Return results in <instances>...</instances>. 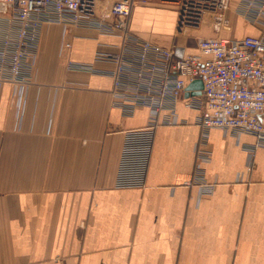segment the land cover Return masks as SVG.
I'll return each instance as SVG.
<instances>
[{
  "label": "crops",
  "instance_id": "crops-1",
  "mask_svg": "<svg viewBox=\"0 0 264 264\" xmlns=\"http://www.w3.org/2000/svg\"><path fill=\"white\" fill-rule=\"evenodd\" d=\"M239 5L231 0L228 29L207 17L180 33L168 0H135L129 28L178 57L198 55L200 38L264 33ZM117 43L44 25L23 103L0 84V264H264V144L253 135L203 137L198 113L179 103L178 123L154 130L144 188H114L123 132L145 126L148 112L123 116L109 76L67 63L108 72L94 56Z\"/></svg>",
  "mask_w": 264,
  "mask_h": 264
},
{
  "label": "built area",
  "instance_id": "built-area-1",
  "mask_svg": "<svg viewBox=\"0 0 264 264\" xmlns=\"http://www.w3.org/2000/svg\"><path fill=\"white\" fill-rule=\"evenodd\" d=\"M177 11V30L198 29L211 17L213 29H228L231 0H170ZM135 0H0V84L13 86L23 103L37 57L44 25H57L63 37L72 29L95 31L118 41L114 52L97 51L95 62L111 65L106 72L91 64L67 63L68 70L102 74L111 79L112 107L123 116L148 112L146 125L123 132L114 188L145 186L154 130L178 123L177 105L196 111L203 137L210 129L253 135L264 144V33L239 39L220 37L196 41L198 55L178 57L139 38L129 28ZM238 12L264 27V0H240ZM70 44L63 42V49ZM199 80L200 97L184 96ZM195 179L201 178L195 168ZM190 184V183H189ZM201 192L212 186L201 185Z\"/></svg>",
  "mask_w": 264,
  "mask_h": 264
},
{
  "label": "water",
  "instance_id": "water-1",
  "mask_svg": "<svg viewBox=\"0 0 264 264\" xmlns=\"http://www.w3.org/2000/svg\"><path fill=\"white\" fill-rule=\"evenodd\" d=\"M201 90H202V83L199 80H196V81L190 83L186 87L184 96H186V95L189 96V94H190V96H193L194 94L195 95H200ZM191 91H196V92L195 93L194 92L191 93ZM188 92H190V93H188Z\"/></svg>",
  "mask_w": 264,
  "mask_h": 264
},
{
  "label": "rangeland",
  "instance_id": "rangeland-1",
  "mask_svg": "<svg viewBox=\"0 0 264 264\" xmlns=\"http://www.w3.org/2000/svg\"><path fill=\"white\" fill-rule=\"evenodd\" d=\"M168 2H171L170 0H168ZM169 4V3H168Z\"/></svg>",
  "mask_w": 264,
  "mask_h": 264
}]
</instances>
